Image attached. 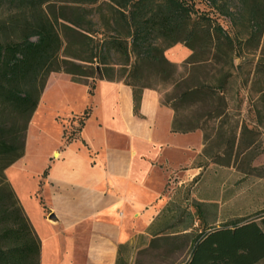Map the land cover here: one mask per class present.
I'll return each instance as SVG.
<instances>
[{"label": "trees", "instance_id": "16d2710c", "mask_svg": "<svg viewBox=\"0 0 264 264\" xmlns=\"http://www.w3.org/2000/svg\"><path fill=\"white\" fill-rule=\"evenodd\" d=\"M55 1L0 0V12L7 10L0 18V264H40V240L4 171L24 154L27 128L50 74H67L79 84L83 78L120 80L108 62L113 51L130 66L123 71L134 81L123 82L132 89L135 114L143 89L163 91L161 104L173 111L172 131L202 133L201 156L224 166L244 163L245 168L236 167L239 172L264 175V165L253 166L264 152L256 145L257 129L264 128V0H208L228 18L234 37L206 16L194 17L188 0H61L60 14ZM93 6L104 15L102 32L88 27ZM178 44L190 51L180 64L165 56ZM245 48L257 52L241 81L255 127L231 121L227 102ZM153 80L163 90L141 84ZM167 212L163 208L147 228L152 240L162 233L159 219ZM199 219L182 228L190 236L186 230L198 227L181 264H256L264 258V215L222 227H207ZM128 247L134 246H120L115 264H123Z\"/></svg>", "mask_w": 264, "mask_h": 264}, {"label": "crops", "instance_id": "0c3cea01", "mask_svg": "<svg viewBox=\"0 0 264 264\" xmlns=\"http://www.w3.org/2000/svg\"><path fill=\"white\" fill-rule=\"evenodd\" d=\"M189 54L178 44L166 58L177 63ZM160 98L143 89L135 114L132 89L123 81L89 85L63 73L49 76L24 154L5 170L40 240V264H115L120 246H134L147 234L166 203L162 193L170 174L190 168L203 149L200 131H172L173 111ZM52 105L67 111L52 115L58 137L44 151L33 131ZM59 118L79 125L74 138H64Z\"/></svg>", "mask_w": 264, "mask_h": 264}, {"label": "rangeland", "instance_id": "374dc122", "mask_svg": "<svg viewBox=\"0 0 264 264\" xmlns=\"http://www.w3.org/2000/svg\"><path fill=\"white\" fill-rule=\"evenodd\" d=\"M188 1L192 3L195 10L193 13L194 17L202 14L214 23L219 24L226 33L234 37L235 29L231 26L228 18L221 16L208 0ZM54 4L57 14H60L59 8L63 2L57 0ZM88 8H92L89 14L92 22L88 27L102 32L104 22L101 19L104 15H100L98 7ZM100 8L104 9L102 13L106 14L105 6L103 5ZM4 15H7L6 9L1 10L0 18ZM109 34L112 35L113 33ZM94 36L98 39L103 37L100 33L98 35L95 33ZM166 55L168 56V50L165 51ZM256 58L257 52L253 54L249 48L243 49L241 58L236 60V64H241L242 66L241 73L236 79V83L232 85L231 90L227 92L231 121L244 120L249 127L254 126V119L252 113H248L246 92L241 86V81L244 78L243 71L246 72L251 69ZM123 60L124 58L119 53L113 51L109 54L108 62L115 70L113 71V77L120 79L119 81L132 82L134 79H130L126 73L130 66L122 65ZM133 61L134 58L130 62L132 63ZM180 63L177 62V64ZM123 70H126V72ZM68 77L71 80L69 75ZM81 80L84 84L87 83L89 85L93 82L91 79L86 78ZM142 83L158 86L160 90L164 88L163 85H158L156 80L142 81ZM159 94L162 97L164 92L160 91ZM50 109L45 114L46 122H43L41 129L36 128L33 131L35 138L42 143L39 146H42L44 151L58 137V130L56 124L52 121V115L57 111L59 112L58 114L63 115L67 111L66 107H57L56 105H52ZM58 122L64 127V138L67 135L71 138L76 136L79 125L71 124L70 127V119L64 122L62 118H59ZM257 130L260 135L257 138L256 145L258 150H260L264 148V128H258ZM211 147L212 142H207V151L209 153H212ZM199 165V169L193 167ZM263 165L264 152L259 154L257 163L253 162V166L259 167ZM236 167L245 168L246 166L244 163H239V165L234 167L219 165L214 163L211 158L199 155V157L196 156L190 168L172 172L162 193V202H166L163 208L166 207L168 209V217L159 219L162 233L155 240H152V237L150 238L148 234L143 235V238L136 239L134 247H128L127 251L123 253L122 263L181 264L189 257L192 234L197 233L194 230L198 227H193L191 231L186 230L190 236L183 234L182 228L189 224L190 220H195L198 224V218H200L199 221L206 223L207 227H222L231 225L238 220L240 223L258 220V216L264 215V175L258 177L255 173L244 174L239 172ZM200 204L203 205L201 206ZM164 210L166 211V209ZM256 264H264V258Z\"/></svg>", "mask_w": 264, "mask_h": 264}, {"label": "water", "instance_id": "95a60500", "mask_svg": "<svg viewBox=\"0 0 264 264\" xmlns=\"http://www.w3.org/2000/svg\"><path fill=\"white\" fill-rule=\"evenodd\" d=\"M49 218H50V219H53V218H54V216H53V215H51V216H49Z\"/></svg>", "mask_w": 264, "mask_h": 264}]
</instances>
